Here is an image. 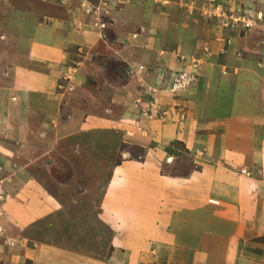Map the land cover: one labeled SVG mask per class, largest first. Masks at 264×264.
Masks as SVG:
<instances>
[{
	"label": "crops",
	"instance_id": "0c3cea01",
	"mask_svg": "<svg viewBox=\"0 0 264 264\" xmlns=\"http://www.w3.org/2000/svg\"><path fill=\"white\" fill-rule=\"evenodd\" d=\"M35 1L48 7L30 11L17 8L15 0H3L0 9V127L6 128V136L0 140V182L10 193L5 227L7 235L12 237L21 232L25 237V230L27 234L36 232V226L48 220L46 218L53 212L57 214L63 202L55 190H49L44 180L32 174V162L38 157L31 160L26 157L30 161L22 167L16 164L18 161L14 157L21 156L26 147L34 144L36 137L32 120L17 119L13 113L26 111L29 117L36 111L33 108L36 103L40 114L49 115L52 111L50 99L52 93L61 87L63 73L67 72L66 64L80 56L79 52L84 48L99 53L101 49L103 52L112 51L104 34L107 23L104 22V27L95 13L87 11L78 0L65 3L63 16L58 13L59 0ZM92 1L88 2L89 6H101L100 2ZM118 2L108 0L101 6L102 13L107 14L108 9H113L116 15L125 13L130 16L128 0L122 4ZM115 5L118 9L114 8ZM121 5H126L125 10ZM150 15L153 25L158 26L156 22H160L163 16ZM128 16L125 19L129 20ZM119 19L116 17L113 24L116 32L125 33L127 26ZM185 39L179 38L183 44L188 40ZM249 42L237 59L242 65L249 61L253 71H235L229 79L220 77L217 69L204 64L198 69L196 86L191 92L193 113L181 126L165 122L161 128L157 123L148 132L131 135V142L142 147L148 146L155 134H161L166 140H182L187 148L195 152L202 150L205 158L216 163L211 172L202 170L195 175L196 178L189 176L182 178V182L177 181L173 187L175 193L165 200H161L156 192L154 198L147 196L148 189H160L163 178L158 168L139 170L135 184L122 177L126 175L124 169L117 178L121 183L119 189L110 191L111 185L105 186L107 192L101 202L105 209L122 207L128 199L159 209L151 212L145 209L141 215H136L141 219V228L135 237L129 238L135 241L132 245L136 254L141 250L147 254L148 249L152 250L158 244L157 248H169L174 254L187 256L186 264H264V70L252 63L264 52L260 54L258 50L250 49ZM257 44L262 50L264 41L256 42L254 47ZM213 45L216 46L213 59L224 54L228 62L237 63L233 59L241 43L231 42L222 52L217 50L220 43ZM150 53L144 57L145 61L152 62L153 58L162 61V55ZM118 54L120 51L116 50L115 55ZM125 112L128 114L129 109L124 107ZM72 121L67 119L58 124L55 116L54 120L48 119L40 124L43 128L48 124L55 129L54 134L60 136L55 143L59 144L64 135L76 132L69 134L74 124ZM107 121L110 120H103L102 124ZM50 131L44 128L43 134ZM10 140L16 146L14 149L8 146ZM240 169L250 174L241 173ZM154 173L156 178L152 177ZM145 176L148 178L144 179ZM58 186L72 187L70 184ZM128 186L137 190L130 191ZM209 213L211 217H208ZM127 235L130 233L125 235L123 245L126 246ZM29 238L24 239L29 241ZM29 252L35 264H126V255L132 253L117 247L113 258L99 259L81 251H64L60 245L35 243L10 252L5 264H22V255Z\"/></svg>",
	"mask_w": 264,
	"mask_h": 264
},
{
	"label": "rangeland",
	"instance_id": "374dc122",
	"mask_svg": "<svg viewBox=\"0 0 264 264\" xmlns=\"http://www.w3.org/2000/svg\"><path fill=\"white\" fill-rule=\"evenodd\" d=\"M2 1L0 9L3 8ZM67 1L71 0L58 1V13L62 16ZM78 1L87 11L95 13L103 26L104 22L107 23L104 34L112 51L103 52L101 49L99 53L84 48L79 52L80 56L66 64L67 72L63 73L61 87L52 93V99L49 98L52 107L49 115L43 112L40 114L36 103L33 107L36 111L29 117L26 111L13 113L17 119L32 120L33 135L36 137L34 144L24 148L26 151L21 156L14 157L18 161L16 164L22 167L38 157L32 162V174L44 180L49 190H55L63 202L57 214L53 212V215L46 218L48 220L36 226V232L27 234L24 231L25 237H30L29 241L24 239L22 232L13 233L15 237L7 235L5 219L4 228L0 231V264L7 263V256L13 250L35 243L48 246L56 244L64 251H81L99 259L112 257L114 249L119 247L127 252L132 251L126 255V264H186L184 261L188 260L187 256L174 254L169 248H157L158 244L152 250L148 249L147 254L141 253L143 250L141 254H136L132 245L135 241L129 239L135 237L134 234L139 233L141 228V219H137L136 215H141L145 209L148 212L159 209L151 208L152 205L145 207V204L141 205L139 200L134 199H128L122 207L105 209L101 204L107 192L105 186L111 185L110 191L119 189L121 183L117 178L124 169L126 175L122 177L135 184L139 179V170L158 168L160 175H163L160 189H148L150 192L147 196H153L156 192L161 200H165L175 193L173 187L177 181L182 182V178L189 176L196 178L195 175L202 170L211 172L214 169V160L205 158L206 154L202 150L195 152L187 148L182 140H166L161 134H155L150 144L142 147L131 142L130 137L148 132L157 123L161 128L166 123L181 126L193 113L191 92L196 86L198 69L204 64H209L213 70L217 69L220 77L229 79L235 71H253L249 61L242 65L237 57H241V50L244 51L249 41L252 45L250 49L258 50L260 54L264 52V45L262 50L258 44L254 47L256 42L264 41V0H128L127 11L131 13L130 16L125 13L116 15L113 9H108L107 14L102 13L101 6L108 0H91L100 2V7L95 4L89 6L88 2L91 1L88 0ZM15 3L17 8L28 10L44 7V4L35 0H15ZM118 3L122 4L124 0ZM47 7L45 5L44 9ZM125 7L121 5V9L125 10ZM114 8L118 9V6ZM150 13L163 16L160 22H156L158 26L153 25ZM127 16L129 20L125 19ZM232 16L241 19L233 25ZM116 17H120L119 22L127 26L125 33L116 32V26L113 25ZM247 19L254 22L253 26L246 27ZM179 38L188 40L183 44ZM231 42L241 43L233 59L237 63L228 62L224 54L213 59L216 50L213 44L220 43V49L217 50L222 52L228 49ZM116 50L122 56L115 55ZM155 52L162 55V61H156L155 58L152 62L145 61L147 54ZM253 61L264 70V55L256 56ZM140 66L145 67L139 69ZM181 73H185L191 80L185 88L176 89L174 81L178 83V79H181L185 82ZM124 107L129 109L128 114L123 113ZM55 116L58 124L67 119L73 120L69 134L76 131L64 135L58 141L59 144L55 143L60 137L54 134L55 129L47 124L44 128L51 131L43 134L44 128L41 127L43 121L54 120ZM108 119L110 121L107 124H102L103 120ZM5 132L6 128L0 127L1 141L6 136ZM8 146L12 149L16 147L11 140ZM240 171L249 173L244 169ZM156 175L154 173L152 177L156 178ZM61 180L73 188L58 186L64 185ZM127 188L130 191L137 190L129 189V186ZM9 199L10 196L4 205L6 218ZM211 216L209 213L208 217ZM128 233L130 235H127L126 246L123 244ZM22 257V264H35L30 252ZM9 259L12 261V257Z\"/></svg>",
	"mask_w": 264,
	"mask_h": 264
},
{
	"label": "built area",
	"instance_id": "2783aa9c",
	"mask_svg": "<svg viewBox=\"0 0 264 264\" xmlns=\"http://www.w3.org/2000/svg\"><path fill=\"white\" fill-rule=\"evenodd\" d=\"M236 17H238V18H236ZM236 17H234V16H232V18H233V20H234V23H233V25L234 24H236V22L239 20V19H241V17H239V16H236ZM245 19V18H244ZM230 23V22H229ZM253 24H254V22L253 21H251V19H247V21H246V23H245V25H246V27H251V26H253ZM194 65L195 66H197V64L196 63H194ZM145 66H140V68L139 69H142V68H144ZM182 75H180L181 76V78H185V82H183L181 79H178L179 80V82L177 83L176 81H174L175 83V86H176V89H182V88H185L186 86H187V84H189V80H191L190 79V77H186V74L185 73H181ZM180 78V77H179ZM153 105H154V103H152ZM249 174V173H248ZM9 195L7 194V192L2 188V186H0V231H2V229L4 228V226H3V222H4V220L6 219V217L4 216L5 215V203H6V200H7V197H8ZM4 225H5V223H4Z\"/></svg>",
	"mask_w": 264,
	"mask_h": 264
}]
</instances>
